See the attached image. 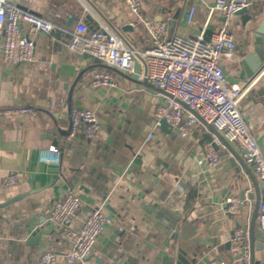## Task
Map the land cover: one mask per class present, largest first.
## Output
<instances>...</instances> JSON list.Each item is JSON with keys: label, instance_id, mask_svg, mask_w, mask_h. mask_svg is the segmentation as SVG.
Returning a JSON list of instances; mask_svg holds the SVG:
<instances>
[{"label": "crops", "instance_id": "crops-1", "mask_svg": "<svg viewBox=\"0 0 264 264\" xmlns=\"http://www.w3.org/2000/svg\"><path fill=\"white\" fill-rule=\"evenodd\" d=\"M10 4L53 23L50 34H25L35 43L34 60L9 64L1 55L0 108L32 107L36 116L0 117V264H39L43 251L65 263L69 243L51 222L50 209L67 194L81 196L80 216L102 206L113 219L99 237L94 253L75 264H221L241 259L264 264V231L257 222L264 193L252 165L237 143L218 139L221 158L212 167L205 159L200 124L188 137L161 130L157 109L165 94L136 75L107 68L72 52L68 44L78 23L90 32L107 29L142 53L150 37L125 0H9ZM216 0H141V13L164 25L168 37L196 36L225 22L213 10ZM194 9V20L188 17ZM246 15L228 27L237 44L233 58L223 61L229 82L246 81L243 62L252 51L256 29L264 17V0H253ZM210 37V36H209ZM137 56L136 68L142 70ZM251 68V66L249 65ZM109 72L112 85L95 82ZM264 70L240 102V111L264 156ZM93 110L100 134L87 137L84 125L74 131L71 112ZM154 134L153 139H148ZM54 145L59 163H45L40 152ZM200 160H204L199 163ZM10 175L18 181L9 185ZM238 198L233 215L227 201ZM43 227L38 240L35 234ZM121 228V229H120ZM246 228L247 241L232 249V233Z\"/></svg>", "mask_w": 264, "mask_h": 264}, {"label": "built area", "instance_id": "built-area-1", "mask_svg": "<svg viewBox=\"0 0 264 264\" xmlns=\"http://www.w3.org/2000/svg\"><path fill=\"white\" fill-rule=\"evenodd\" d=\"M125 2L150 37V46L142 53L138 54L123 39L105 28L90 32L83 22L76 26L68 49L98 59L107 70L136 75L139 81L164 93L165 104L157 109L159 122L166 120L179 129L182 137H188L203 123L212 126L227 142L237 143L246 163L253 166L264 193V156L239 107L254 81L229 82L223 68V61L233 58L237 52L228 23L238 12L250 9L253 0H216L213 10L220 12L225 22L211 33L209 40L204 36L209 21L205 24V30L196 36L176 35L170 38L163 24L142 15L141 0ZM194 12L192 9L189 14V25L193 23ZM24 26L29 34H50L54 27L50 21L10 4L9 0H0V30L3 32L1 55L9 64L34 60L35 43L25 34ZM137 56L143 60L139 72L136 68ZM110 79L111 74L107 72L97 76L95 82L111 86ZM26 115L36 116L35 109L21 105L0 108V117ZM71 118L74 131L83 124L88 138L99 136L100 121L93 110H74ZM153 138L154 134L148 136L149 140ZM204 153V159L212 167L220 164L221 158L212 144L205 147ZM40 160L59 163V149L54 145L42 149ZM17 181V175H10L7 179L9 185ZM82 204L81 196L71 193L55 202L50 209L51 222L60 227L61 238L70 246V251L64 257L67 264L86 261L94 253L99 237L113 223L102 206L93 207L80 216ZM241 207L242 202L238 198L228 199L227 208L233 215H238ZM257 222L264 231V201L260 203ZM246 241L245 230L239 228L232 240L233 251H237ZM57 260L55 252L46 250L42 252L39 264H56ZM249 261L250 255L245 253L239 260L221 264H247Z\"/></svg>", "mask_w": 264, "mask_h": 264}, {"label": "water", "instance_id": "water-1", "mask_svg": "<svg viewBox=\"0 0 264 264\" xmlns=\"http://www.w3.org/2000/svg\"><path fill=\"white\" fill-rule=\"evenodd\" d=\"M247 13H248V9H244L238 12L237 15H243L244 20L245 21L247 20L246 22L252 21L254 16L246 15ZM212 32L213 31L211 29H208L205 32L204 36L207 40H209L210 38L209 36L211 35ZM252 47H253L252 51L249 53V55L246 57V60L243 62L246 68V76L250 79L251 82L254 81L258 77V75L264 70V17L259 23L258 28L256 29V38L252 44ZM89 57L91 58V56ZM95 60L97 62H100L98 59H95ZM249 65L251 66V68L249 67ZM260 93L261 94L264 93V88L260 90ZM159 124H160L161 130L164 131L165 133H169L172 131L180 133L178 128L173 127L171 124L167 123V121L164 119H162ZM207 127L210 133L203 135L202 144L210 143L212 144L213 147H216L215 137H217L218 139L222 141L224 139L212 126H207ZM262 201H264V198ZM259 206L260 204L258 205V210H259ZM244 230H246V228H244ZM42 234H43V227H41V229L38 230L35 236L38 240H40L42 237ZM234 237H235V231L232 233V240L234 239ZM178 264H191V263L181 258Z\"/></svg>", "mask_w": 264, "mask_h": 264}]
</instances>
